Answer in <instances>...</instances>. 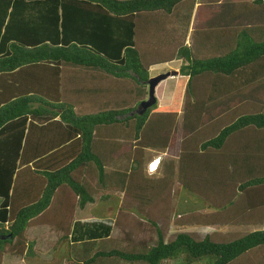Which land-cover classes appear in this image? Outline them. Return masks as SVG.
Returning <instances> with one entry per match:
<instances>
[{
  "label": "trees",
  "instance_id": "obj_1",
  "mask_svg": "<svg viewBox=\"0 0 264 264\" xmlns=\"http://www.w3.org/2000/svg\"><path fill=\"white\" fill-rule=\"evenodd\" d=\"M204 2L214 4L213 10L208 13L207 6H199L195 18L200 20L206 10V19L197 22L196 30L200 23L207 32H195L192 46L173 37L175 54L168 56L158 46L168 37L163 20L182 4L191 8L194 0H0V264L6 255L31 259L35 242L26 233L40 226L57 234L56 244L61 250L67 246L72 264H105L111 259L141 264H264V230L229 241L215 240V233L179 232L169 240L166 235L172 202L177 193L181 195L172 192L175 181L196 193L199 183L183 176H192L198 163L210 176L220 174L225 165L237 166L220 163L227 140L236 133L243 132V145L258 153V147H264L263 113L249 108L222 128L217 118L231 101L232 106L244 97L252 100L256 92L264 91L260 71L264 25L247 26L251 15L245 17L244 0ZM249 6L258 8L264 20V0H251ZM225 17L230 22L225 23ZM236 17L242 25L231 28ZM205 51L212 55L202 56ZM175 58L181 61L179 75L185 78L181 113L157 110L156 102L138 114L147 95L149 69ZM69 74L74 88L68 84ZM229 79L236 82L230 93L221 85ZM128 82L132 87H126ZM97 94L102 101L97 111L75 112L82 101L97 102ZM121 127L124 140L134 147L133 166L121 176H142L144 149L177 153L164 163V180L143 178L142 185L134 186L151 187L156 193L152 199L144 196L153 205L144 206L138 221L131 222L136 227L146 223L155 231L154 244L141 252L121 250V245L105 251L98 245L116 241L101 239V233L89 242L70 239L76 210L93 202L87 178H105L104 165L95 154L96 138L104 132L114 137L111 132ZM262 154L261 160L247 162L246 179L254 178L241 182V190H264V149ZM175 174L177 180L172 181ZM152 183L164 188L156 191ZM263 192L258 194L262 203ZM205 203L221 216L234 205L230 198L216 204L208 198ZM202 218L200 225L214 224ZM130 232L124 233L128 240L135 237ZM145 242L139 245L143 248Z\"/></svg>",
  "mask_w": 264,
  "mask_h": 264
},
{
  "label": "rangeland",
  "instance_id": "obj_2",
  "mask_svg": "<svg viewBox=\"0 0 264 264\" xmlns=\"http://www.w3.org/2000/svg\"><path fill=\"white\" fill-rule=\"evenodd\" d=\"M204 1L205 0H202L200 2L203 3L202 6H205V7L207 6L206 7L207 10L210 9V10H208V13H210L213 10L214 4H210V3L204 2ZM244 2H245L244 4L247 6V11H248V13L245 15V17L248 15H251L250 20L248 18H246V20L249 21L247 26L248 27L251 25L254 26V23H259L261 25H264V20L261 19V18H263V16L260 14L258 8L254 7V6H249L251 3V0H244ZM245 9H246V7H245ZM187 12H189L188 3H185V4L180 5L177 8V10L173 11V15H171L170 17L164 18L163 22H165L167 24L166 30L168 32L167 33L168 37H166V40H162L161 44L158 45L161 47V49H160L161 53L168 55V56L175 54V48L171 42L173 37L180 39V41H183V43L186 46H192L193 41H194L193 36L196 35L195 32H197L198 30L207 32V31H205L206 28L203 29L200 27V23H198V29L196 30L197 22H203L204 19H206V16H204V14L206 13V10H205V13L203 15H200V17H199L200 20L195 18V16L193 18H190L189 21L184 19L183 16H185L187 14ZM242 15H243V13H242ZM228 16L230 18V15H228ZM238 17H240V16H238ZM245 17L242 16L241 20H244ZM225 18H224V22L226 23L228 18L227 17H225ZM234 21L235 22L231 23L232 24L231 28L240 27V25H242V23L238 25L237 17L234 19ZM228 22H230V20H228ZM208 52H210V51L202 52V56L205 53H206L205 54L206 56L212 55L211 52L210 53H208ZM197 54L199 56H201L198 52H197ZM213 54H218V53H213ZM180 65H181V61L179 59L175 58L168 65H158V66L151 67L149 69L150 78L157 76V75H160V74H168L169 75L166 79L160 81L157 84V86L155 87V98H156V100H158L161 103H167L169 101L168 103H171L172 110L173 109L175 110V107L178 106V109H179L178 113L179 114L181 113L183 92H184V85H185V78L182 77L181 75H179ZM260 71L263 72L264 70L260 69ZM172 72H175V73H172ZM196 81L197 80H195V82ZM235 83L236 82H233L231 79H229V80H227V82L225 80L221 85L225 88L226 91H228L230 93L231 90L229 87L232 84H234V86H235ZM251 86L253 88L256 85H251ZM126 87H132V83L131 82L126 83ZM219 89H220V86L216 90V94L219 92ZM145 90L147 92V86H146ZM221 94L223 95V93H221ZM212 95H213V98L215 100H217V96L214 94H212ZM97 98L95 99V100H97V102H95V103H92L89 100L85 101L84 103L81 104V106L77 107V111L80 113H90V112L97 111L102 105V101L101 100L99 101ZM144 100H147V95L144 97ZM129 101H130V99H129ZM223 102L224 101H222V103ZM231 104H232V101L229 103V106H228L229 108L227 110H222L224 112L222 114H220V116L217 117L220 119L221 128L226 126L236 116H240L241 114L246 113V111L249 110V108H251V112H258V113L264 114V91L256 92L252 96V100H248L244 97V100H241L237 103L234 102L232 106H231ZM128 105H134V104H132V102H129ZM156 106H154L153 109H156ZM229 109H230V111H228ZM231 113H233V114L229 115ZM178 122H179V120H178ZM253 131L256 132L257 134L260 133L254 129H253ZM242 133L243 132L236 133L235 135H232L227 140L228 144L226 146V151L221 155H225L229 152H230V154L225 155V158L222 159L220 161V163H229L230 162V163L236 164L237 158L235 157V154H237L239 157V156L243 155L244 153H249L248 149H246V148L247 147L250 148V147L247 146V144L243 145L244 141L246 142V138H244V141H243V136H241ZM112 134L114 136L119 135L123 139L125 137H127V136H124L125 135L124 134V127H121L120 131L118 130V132H112ZM131 135H132V133L130 132V136ZM261 136L264 137V132ZM124 141L125 142L123 144L125 147L127 146V142L132 143L130 140H124ZM258 148H262V150L264 149V147H258ZM251 149H252V151L257 153V151H255L253 148H251ZM145 151H146V149H144V157H145ZM170 153L171 152H169V156L171 155ZM175 157L176 156H174V157L171 156L169 158H175ZM147 159H149V154H147L146 160ZM108 166H109V164H107V167ZM119 166H126V164H122ZM119 166H117V168ZM131 166H133V164L130 162V166L128 168L129 169L128 171L126 168L124 169V167L119 169V171H116L120 175L119 181H118V187H120L122 185V182L125 180H130L133 187L136 184L142 185L143 184V178L151 180L155 176V174L147 173V171H145L146 170L145 166L143 168L144 171H143L142 176H121L123 173L127 175L130 172ZM110 168L115 169L116 166L110 165ZM162 170H163V173H164V171L166 172L167 167H165V168L162 167ZM122 171H127V172H122ZM222 171L220 170V172H221L220 174H219V172H217V173H214L215 176L214 175L210 176L207 174L206 168L198 163L197 171L194 172V170L192 169V174H191L192 176H189L190 173L188 174V176H183L184 180L189 178L191 180L194 179V182L197 184L200 183V188L197 187V192L195 191L196 193H194V192L189 193V192L185 191L184 188L180 189V187L175 188V185H179V182L178 181L174 182L172 192L176 193L179 191L182 195V197H181L179 193L176 194L175 201H173L174 206L176 208L182 207L184 211H187V214H185V216H181L179 219L175 215L176 212L175 211L173 212L170 209V211H172L170 221H172V222L169 225V229H167L168 232H166L168 240L170 238L174 237L175 234L182 232V231H186V230L207 231L206 229H199V228L198 229H191L190 227L184 228V225L200 224L201 221L205 220L204 218H202L203 216L206 217V221L214 220L213 225L216 224L220 227V229L217 230V232H218L217 234H219V235L221 234V235H223V237L222 238L217 237L218 241H229V240L239 238V237H241L247 233H250V232H253L256 230H264V226L254 227L255 225H263V223H264V221H263V219H264V212H263L264 211V203L260 204L262 199L258 198V194L264 190L257 189V188L252 189L253 192H257V193H256V196L254 195V197H252L253 200H249L251 197H243L242 195H240L239 192H242L244 190H241L239 188V185L237 187L235 186V182L241 183V182L247 180L245 177L246 176L245 173L240 171V169L237 167H236V172H235V167L230 166V165H225L223 167ZM116 172H112V173L115 174ZM93 175L94 174H92V176ZM145 176H151V178L150 177L147 178ZM225 176H229V177L226 179ZM232 176H236L238 178L237 181L234 180V178ZM248 177H250V176H248ZM253 178L254 177L248 178L247 181H250L249 179H253ZM167 179L169 180L168 177H167ZM173 179L177 180L176 174H175V176H173V178H171L172 181H174ZM161 180H163V179H161ZM126 183L127 182H125V184H124L125 186H123L122 191H123V193L126 192L129 195V193H130L129 188L132 185L128 186ZM203 184L205 187H203ZM151 186H153L156 191H161L164 188V184L156 185L155 183H152ZM158 186H159L160 190H158L159 189ZM109 188H115V187H109ZM227 188H230V189L228 190ZM118 189H119V191H121L120 190L121 188H118ZM138 189H139L138 191H134V193L131 192L130 194H136L137 197L140 199L144 198L143 195L138 196V194L143 193V191H144L143 187L140 186ZM93 191H95V190H93ZM110 191L114 192L111 195L112 202L113 201L116 202L117 197H116L115 191L114 190H110ZM263 194H264V192H263ZM216 195L218 197L222 198L223 200H224V198L225 199L230 198V200H232L234 202L235 211L233 210L231 212V217H228L225 215L221 216L219 214L212 216L213 210H210V211H212L211 213H205V214L203 212H188V211H194V210H192L190 203L186 202L185 206H183V203H181L182 199L184 197L188 200H191L192 202L195 201L198 207L199 206L203 207L202 203L205 206H208L207 205L208 203H205V199L209 198L212 201V203H214L212 198H213V196H216ZM129 198L131 200H133L131 196H129ZM93 199H94V197H93ZM173 202H172V205H173ZM106 203H108V202L104 201V202L98 203V205L92 207L90 209V212L88 211V213L95 215L98 212V213H100V216L108 213L107 211L109 210V208H113V205L111 203L109 205H107ZM107 206H108V208H107ZM148 207H150V206H148ZM169 208H170V206H169ZM85 209L89 210L86 207H85ZM115 209L116 208H114V210ZM126 209H128V211H129L128 213L131 215V217H135L138 219V217L140 215L139 211L144 209V205L137 206L136 208H131L130 206H128V207H126ZM172 209L174 210L175 208H172ZM128 213L120 214V215H123L125 218L117 221L114 224L116 227L113 228V234H112L111 238L112 239L114 238V240L116 242L105 241V242L101 243L100 245H98V246H101L100 247L101 249L106 251L109 249L119 248V245H121L122 246L121 250H128L130 248V249H133L134 251L141 252V251H146L148 247H151L154 244L155 238H156L155 234H154L155 231L148 224L144 223L141 225V227H136L133 224H131V222L129 221V223H127V225L124 224V225L120 226V222L124 221L126 219V217L128 216ZM190 213H192V214H190ZM244 213H245V215H244ZM110 215H114V214H110ZM260 219H262V220H260ZM122 228H123V230H121ZM131 230L135 234V237H132V239L128 240L127 238H125L124 233L130 232ZM217 234H216V236H217ZM26 235H27V239L34 240V242H35V245H34L35 255L33 257H31V259L22 260L21 264H72V263H70L71 262L70 259L72 257V254L67 255V249H66L67 246L64 245L65 247H63L61 250V248H59V245L56 244L57 234L54 233L52 230H49L48 227L46 228L45 226H40V227L30 228L27 230ZM142 240L146 241L144 243L143 248L139 245L140 244L139 242ZM60 247H62V246H60ZM59 250H61L63 252L59 253ZM91 255H92V252L89 253V256H91ZM15 260L18 261L19 259L17 257H11L9 255H6L3 257L2 264H6L8 262H14L15 264H17V262ZM105 264H141V263H125V262L119 261L117 259H111L110 261L107 260ZM166 264H179V263L175 262V261H167ZM201 264H203V263H201Z\"/></svg>",
  "mask_w": 264,
  "mask_h": 264
},
{
  "label": "crops",
  "instance_id": "obj_3",
  "mask_svg": "<svg viewBox=\"0 0 264 264\" xmlns=\"http://www.w3.org/2000/svg\"><path fill=\"white\" fill-rule=\"evenodd\" d=\"M202 0H194L193 5L191 6V8H189V12H187V14L184 17V19L186 20H190V18H193L195 16L196 11L198 10L199 6L202 5V2H200ZM190 5V4H189ZM187 17V18H185ZM183 77V76H182ZM71 78H74L73 76H71V74H69V76L67 77L68 79V84L71 85V88H74V86L72 85V81ZM100 94H97L96 98L99 96ZM93 96V95H92ZM97 99H100V97H98ZM169 102V101H168ZM161 103L157 100V110H162V109H171V103ZM84 103L83 101L80 102L78 104V106H81V104ZM92 105V104H91ZM77 106V107H78ZM97 106V105H96ZM77 107L75 109L76 113H80L77 111ZM175 109H178V106L175 107ZM93 113V112H90ZM84 114H89V113H84ZM115 132V131H114ZM118 132V131H117ZM110 132H104L103 134H100L98 136V138H96V142L94 143V148H95V154L99 157L100 161L103 163L104 165V173H105V178L103 180H99L97 177H92L87 178L86 182H90L91 187L90 189L92 192V195L94 197L93 202L92 203H88L86 204V208L89 210H86L85 208L82 210H76L75 215H74V221L72 224V231H71V235H70V239L71 240H78V241H82V242H89L94 240V237L96 236V234L101 233V236L103 240H108L111 238L112 234H113V228H115L116 226L113 225V227L111 225H102V224H98L96 223V219H101L107 222H114V224L119 221L124 219L125 217L123 215L120 214H124V213H128L126 212V210H123L121 207H128L130 206L131 208H136L137 206H151L153 205L152 203H146V201H148V199L146 198H138L136 194H132L131 197L133 200H131L129 197L124 198V193H123V186H125L122 182V185L120 187H118V181H119V174L116 171H119V169H121L122 167H124V169L126 168L127 171L129 170V166H130V162H131V157H132V152H133V143H129L127 142V146H124V139L120 137V139L116 138V136L111 137L109 136ZM112 133V132H111ZM116 142V143H115ZM121 144V145H120ZM248 149V151H252L251 148H246ZM255 151H258L257 149H254ZM261 151V152H260ZM169 152H171L170 156H169ZM259 152L260 153H256L254 151H252V153H244L243 155L239 156L237 154H235V157L237 158L236 163H238L236 167L240 169V171H242L243 173L246 174V164L249 161V159L253 158L255 160L257 159H262L263 158V150L262 148H259ZM147 154H149V159L146 160L147 158ZM229 153L225 154V155H229ZM177 153L176 151H170V150H150L147 149L145 151V159L143 160V168L144 166H146L149 162H152L153 160H157V159H161L159 165H158V169L157 172L154 176V178L151 179V181H160L161 179L164 180V173L162 170V167H164V163L167 162L169 157H174L176 156ZM127 162V163H126ZM107 164H109V166L107 167ZM122 164H126V166H119ZM111 166H116V168L111 169ZM117 166H119L117 168ZM196 167V166H195ZM197 168V167H196ZM127 171H122V172H127ZM112 172H116L115 174H113ZM124 174V173H123ZM162 176V177H161ZM226 179L229 176H225ZM234 178V180L237 181V177L236 176H232ZM243 177V176H242ZM247 177V176H245ZM151 178V177H150ZM166 183H168V181L165 179ZM240 183L235 182V186L237 187ZM109 187H115V188H109ZM203 187L204 184H203ZM118 188H121L119 191ZM175 188H179V185H175ZM200 188V183H199V187ZM129 189L130 192L134 191H138V187H133L131 186ZM181 189V188H180ZM228 190L230 188H227ZM95 190V191H93ZM110 190H114L116 193V197L117 200L116 202L111 200V195L114 193ZM144 190V188H143ZM173 190V187H172ZM237 193V192H236ZM240 195H242L243 197H251L249 200H253L252 197H254V195H256L257 192L253 193V190L248 189L247 191H243V192H239ZM147 196V198L149 197L150 199L154 198V196L156 195V193L152 190L151 187H147L145 188V190L143 191L142 194H138V196ZM239 195V196H240ZM182 197V195H180ZM220 197L213 196L212 200L213 202L216 204V202H220ZM229 199V198H228ZM107 201L108 203H106L107 205H109L110 203L113 205V208H109V210L107 211L108 213L101 215L100 213L97 212V214H90L88 213V211L90 212V209L96 205H98V203L100 202H104ZM175 201V199H174ZM189 202L191 205L192 210L194 211H188V212H203L205 213H211L212 211H210L211 209L208 206H205L203 203V207H198L195 201H191L188 200L186 198L183 197L182 202L183 206H185V203ZM234 204V203H233ZM260 204H263L262 202H260ZM234 206V205H233ZM232 206V207H233ZM229 209L227 211V214L225 216L231 217V212L234 210L235 208ZM108 208V206H107ZM106 208V209H107ZM114 208H116L114 210ZM171 208H175L174 210L172 209V211L176 212L175 215L180 219L181 216H185V214H187V211H184L183 208H176L174 206V202ZM261 210V209H260ZM259 210V211H260ZM264 212V211H263ZM99 214V215H98ZM110 214H114V215H110ZM192 214V213H190ZM217 212L213 211L212 215H216ZM245 215V213H244ZM104 217V218H103ZM259 217V216H258ZM138 221L137 218L135 217H131V215L128 213V216L126 217V219L124 221L120 222V226L124 225L127 223L132 222V221ZM258 220V219H257ZM262 220V219H260ZM264 221V219H263ZM172 222V221H171ZM141 224V223H140ZM135 225V224H134ZM142 225V224H141ZM141 225H138V227H141ZM173 225V224H172ZM253 226V225H252ZM260 226H264L263 225H255L254 227H260ZM190 227L191 229H206L207 231H198V230H186V231H182V232H196L198 234H205V233H215L217 234V230L220 229V227L218 225H200V224H194V225H184V228H188ZM47 228V227H46ZM224 228V227H223ZM123 230V228L121 229ZM99 231V232H97ZM73 233H77L76 237H73L72 234ZM251 233V232H250ZM83 235V236H81ZM135 235V234H134ZM225 236V235H224ZM217 237H223V235H219L217 234V236H215V240H217ZM218 241V240H217ZM19 260L16 261L17 264H21L22 263V259L20 257H17ZM6 264H15L14 262H8Z\"/></svg>",
  "mask_w": 264,
  "mask_h": 264
},
{
  "label": "water",
  "instance_id": "obj_4",
  "mask_svg": "<svg viewBox=\"0 0 264 264\" xmlns=\"http://www.w3.org/2000/svg\"><path fill=\"white\" fill-rule=\"evenodd\" d=\"M175 73V72H172ZM169 75L168 74H160L154 77H151L147 81V100L143 101L142 103L139 104V107L141 110H138L137 113L141 114L143 111L151 106H153L156 103V98H155V87L157 84L166 79Z\"/></svg>",
  "mask_w": 264,
  "mask_h": 264
},
{
  "label": "clouds",
  "instance_id": "obj_5",
  "mask_svg": "<svg viewBox=\"0 0 264 264\" xmlns=\"http://www.w3.org/2000/svg\"><path fill=\"white\" fill-rule=\"evenodd\" d=\"M156 102H157V100H156ZM160 161H161V159L159 160V159H157V160H153L152 162H149L145 167H146V170L145 171H147V173H149V174H155L156 173V171H157V169H158V165H159V163H160ZM145 177H147V178H149V177H151V176H145ZM131 193V192H130ZM129 193V195L125 192L124 193V198L126 197H129V196H131L132 194H130ZM123 210H126V212H129L128 211V209H126V207H121ZM97 221H96V223H98V224H102V225H111L112 227H113V225H114V222H107V221H104V220H101V219H96Z\"/></svg>",
  "mask_w": 264,
  "mask_h": 264
}]
</instances>
